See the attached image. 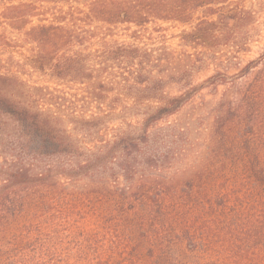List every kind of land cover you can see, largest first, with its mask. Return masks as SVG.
<instances>
[{
  "label": "rangeland",
  "instance_id": "rangeland-1",
  "mask_svg": "<svg viewBox=\"0 0 264 264\" xmlns=\"http://www.w3.org/2000/svg\"><path fill=\"white\" fill-rule=\"evenodd\" d=\"M64 1L0 0V75L10 80L0 84V92L30 112L50 111L69 130L75 128L69 124L74 117L109 115L113 121L99 133L105 140L129 125L137 129L157 99L180 98L176 114L150 129L161 134L172 155L152 166L141 158L124 165L109 161L99 181L102 189L73 207L70 223L51 233V240L41 234L51 241L44 263L35 250L39 239L30 246L21 242L20 225L28 220L15 222L9 212L20 209L23 216L43 221L46 207L36 202L13 207L15 198L37 190H7L9 199L0 203V264H264V189L255 177V170L264 169V91L259 87L264 83V0L236 3L250 13L245 23L211 19L233 41L215 52L183 43V33L194 29L200 12L188 26L98 24L97 37L68 54L78 53L89 73L100 75L90 80L98 101L87 83H76L84 76L58 82L31 65L38 49L26 32L69 9L79 8L83 17L86 5L79 3L90 0ZM32 3L23 27L5 20L13 16L9 9ZM103 40L112 43L109 51ZM126 54L134 63L124 59ZM1 118L0 164L28 165L33 158L37 166L48 164V157L25 154L18 127ZM76 135L83 148L88 146L89 137ZM73 186L78 193L87 187L86 182ZM6 204L10 210L5 211Z\"/></svg>",
  "mask_w": 264,
  "mask_h": 264
},
{
  "label": "trees",
  "instance_id": "trees-1",
  "mask_svg": "<svg viewBox=\"0 0 264 264\" xmlns=\"http://www.w3.org/2000/svg\"><path fill=\"white\" fill-rule=\"evenodd\" d=\"M49 2V0H46ZM68 0H65L66 4ZM73 1V0H70ZM240 0H90L79 3L86 5V12L81 13L79 8L67 10L54 17L50 23H43L35 26L26 32V40L38 49L34 56L32 67L35 71L46 74L49 73L53 80L62 82L66 76L80 75L85 78H78L76 83L86 84L87 91L91 97L98 101L101 96L97 94V86L90 80H97L100 75L92 71L89 73L87 62L77 59V54L68 55L75 51V48L84 46L87 39L97 37V25H108L116 27L118 25H134L144 27L149 22L155 23H176L181 26L192 25L194 15L202 13L194 29L185 34L184 45L193 48H204L215 52L222 46H230L233 41L229 33L225 30L218 32L216 26L220 19L228 25H239L250 19V13L244 8H239L236 3ZM78 5V6H79ZM35 3L17 6L9 9L12 12L11 20L20 26L25 25V20L33 13ZM215 18L216 20H211ZM27 24V23H26ZM87 28V29H86ZM86 29V30H85ZM82 31H84L82 33ZM189 38V40H188ZM90 39V40H91ZM116 44V42H114ZM112 43L103 40L102 47L105 51L111 49ZM113 54V53H112ZM130 54V52H129ZM126 54L124 59L134 63L135 58ZM110 61H116L110 58ZM108 60V59H107ZM106 60V61H107ZM132 76V75H131ZM128 76L127 78H129ZM9 78L0 75V84L8 82ZM87 81V82H86ZM264 91V83L261 86ZM180 98L157 99V106L150 112L143 115L137 122V129L129 125L126 130L118 132L111 140H105L100 136L101 129H106L107 125L113 121L109 115H97L86 117H74L69 123L75 128L69 130L68 126L61 119L54 116L50 111L30 112L21 106H16V102L7 94L0 92V118L7 119L14 123L20 130L21 146L25 154L31 157L42 156L49 160L48 164L37 166L32 161L26 165L18 160L8 164L6 160L0 164V203H5L8 198L9 189L26 188V192L31 189L35 194L25 193L13 201L16 207L19 204L37 203L46 207L43 221L23 216L20 209H11L10 204H6L5 211L12 220L19 222L27 219L26 224H21L19 232L23 246H30L37 239L35 250L40 252L41 262L47 259L50 252L47 251L51 241L46 235L56 234L57 228L69 224L73 215V207L86 204L91 199L93 191H99L101 182L107 174V164L109 161L118 162L120 165L137 160V158L147 159L142 161L145 165L159 163L158 158H168L172 155L167 150V142L161 140V134L150 131L159 122L176 114L179 109ZM242 116L240 119L242 120ZM252 126L257 124L256 117L250 122ZM85 139L86 147H82V141L78 140L77 133ZM140 133L138 136L135 133ZM137 149L140 151L137 154ZM129 172V171H128ZM257 175V176H256ZM255 177L263 182L264 189V169L255 170ZM86 182L83 192L74 190L75 184ZM72 190V191H71ZM75 193V194H73ZM94 193V192H93ZM100 193V192H99ZM99 196V194H98ZM19 200V201H18ZM42 211V210H41ZM41 213V212H40ZM46 223L47 230L42 229V224ZM37 232V234H36ZM41 234H46L43 237ZM17 238V237H16ZM33 241V242H32ZM55 242H52L54 244ZM21 247V246H20ZM21 256L26 258V252ZM23 254V255H22Z\"/></svg>",
  "mask_w": 264,
  "mask_h": 264
}]
</instances>
